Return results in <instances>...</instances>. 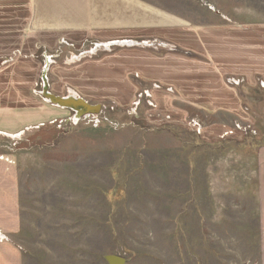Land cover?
<instances>
[{
  "label": "rangeland",
  "instance_id": "rangeland-1",
  "mask_svg": "<svg viewBox=\"0 0 264 264\" xmlns=\"http://www.w3.org/2000/svg\"><path fill=\"white\" fill-rule=\"evenodd\" d=\"M71 2L51 36L0 0L23 264H264V0Z\"/></svg>",
  "mask_w": 264,
  "mask_h": 264
},
{
  "label": "crops",
  "instance_id": "crops-1",
  "mask_svg": "<svg viewBox=\"0 0 264 264\" xmlns=\"http://www.w3.org/2000/svg\"><path fill=\"white\" fill-rule=\"evenodd\" d=\"M71 1L76 0H41V2H38V0H32L35 15H39L37 21L32 20L35 24V30L33 31H38L41 35H47V32H50V35L54 36L59 30L82 29L74 24L65 28L63 27V21L60 19L62 18L63 12L65 10L72 12L79 10V4ZM36 11L38 13H36ZM42 81L44 84L43 91H46L45 79ZM73 98L80 99L76 97ZM74 114L77 119L76 113ZM39 118L42 119V117H38V119ZM13 137L16 138L18 136ZM11 176L12 174L8 165L4 164L3 161H0V264H23L21 251L14 245L12 240H10V237L16 235L20 227V215L18 213L17 204L18 198L16 194L13 193L12 187L14 186H12V179L8 180Z\"/></svg>",
  "mask_w": 264,
  "mask_h": 264
},
{
  "label": "water",
  "instance_id": "water-1",
  "mask_svg": "<svg viewBox=\"0 0 264 264\" xmlns=\"http://www.w3.org/2000/svg\"><path fill=\"white\" fill-rule=\"evenodd\" d=\"M51 103L57 105L61 108L68 109L76 113L77 118H81L86 115H95L100 113V106H91L81 99H75L73 97H68L66 99L56 98L52 95L45 94ZM107 264H126V260L118 256H106L104 258Z\"/></svg>",
  "mask_w": 264,
  "mask_h": 264
}]
</instances>
